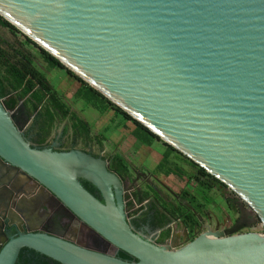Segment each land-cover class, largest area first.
<instances>
[{
    "label": "water",
    "instance_id": "water-1",
    "mask_svg": "<svg viewBox=\"0 0 264 264\" xmlns=\"http://www.w3.org/2000/svg\"><path fill=\"white\" fill-rule=\"evenodd\" d=\"M0 16L225 184L264 228V0H0ZM8 169L136 260L21 222L0 242V264H15L24 247L61 264H264V232H239L250 225L172 248L144 239L102 158L32 146L0 98V176Z\"/></svg>",
    "mask_w": 264,
    "mask_h": 264
},
{
    "label": "flooded vegetation",
    "instance_id": "flooded-vegetation-1",
    "mask_svg": "<svg viewBox=\"0 0 264 264\" xmlns=\"http://www.w3.org/2000/svg\"><path fill=\"white\" fill-rule=\"evenodd\" d=\"M0 41L3 39L0 38ZM9 98L10 95L5 99ZM8 107L12 109L19 126L23 128L26 140L32 146L60 152L81 150L93 157L102 158L106 162L107 169L117 178L112 189L115 195L117 192L120 195L128 222L139 235L158 246L179 247L205 232H225L235 225L253 227L261 223L252 207L247 203L243 204L240 199L230 198L227 195L225 190L228 187L216 184L214 189L221 198L228 202L233 216L230 220L223 214L222 219L215 214L214 216L210 214L211 204H206L201 195L198 198L195 197L198 180L194 178L190 181L187 174L181 173L186 172L183 168L177 175L183 177L184 186L179 193H176L159 176L162 175L165 178L172 174H167L165 169H159L160 162L153 169H147L148 167L144 166L143 162L137 165L121 151L115 150L107 153L103 144L90 140L84 143L79 137L70 135V128L65 133L64 129L69 123L67 119L62 122L61 118L57 119L55 127H61L59 132L55 129L54 134L52 132L47 139L41 141V137L45 134V122L42 118L36 120L38 110L26 104L23 99H19L15 105ZM153 145L154 143L151 145L143 143L137 148L143 146L151 148ZM116 155L121 156L123 160L117 158ZM15 190L18 193L17 197L10 198V191L14 193ZM0 191L3 195V197L0 195V212L4 210L6 217L4 226L0 224V242L17 234L18 223L22 222L24 229L29 225L37 230L43 229L59 235L94 251L113 253L115 256L119 254V250L115 251L105 244L91 228L56 204L38 182L22 173H16L11 169L5 170L3 176H0ZM97 191L100 194L99 199L104 201L102 193L98 189ZM192 197L194 202L191 201ZM115 199L118 202L117 196ZM215 203L216 201L214 205ZM46 205L51 209H46ZM230 212L228 211L227 214L230 215ZM12 221L16 223L15 227H12L14 223L11 227L8 226V223ZM246 229L249 227H243L239 232H244Z\"/></svg>",
    "mask_w": 264,
    "mask_h": 264
},
{
    "label": "trees",
    "instance_id": "trees-1",
    "mask_svg": "<svg viewBox=\"0 0 264 264\" xmlns=\"http://www.w3.org/2000/svg\"><path fill=\"white\" fill-rule=\"evenodd\" d=\"M0 25L8 28L14 35L21 33L13 24L5 20L0 16ZM24 35V34H23ZM25 42H19L14 46L9 47L6 41H0V98L4 99V102L10 106L15 105L19 99H23L26 104L31 105L32 108L38 110L36 120L42 118L45 122V134L41 137V141L47 139L56 126L57 119L61 118V122L65 119L68 120V124L64 129L65 133L69 130L70 135H75L87 143L95 141L92 136L90 124L82 119L76 112L71 110V106L66 102L63 95L59 94L56 90L52 89L47 80V75L34 60V55L24 48L26 44H35L31 38L24 35ZM5 45L6 47L2 46ZM41 56L44 59L47 68L53 69L55 67L65 69L67 74L74 76L79 82L80 86L74 94L75 99H81L86 105L93 107L99 113H104L109 109H114L116 113L121 114L123 120L132 121L135 125L132 128L131 134L136 140L137 146L146 143L151 145L157 140H161L158 135L149 130L146 126L134 119L126 111L121 109L118 105L113 103L101 92L88 84L80 76L75 74L72 70L61 63L55 56L48 51L40 47ZM10 95L9 99H5ZM99 144H103L100 139L97 141ZM163 154V158L160 161L159 169H165L167 174L176 173L182 171V168L171 159L170 155L173 152L179 154L171 145ZM117 158H123L116 155ZM188 162L191 165L189 172L185 173L189 176L190 181L194 178L198 180V189L196 191V198L201 197L206 201V204H210L214 199L211 195V191L214 190L216 184H221L223 187H227L220 182L212 174L207 172L206 169L199 166L189 158ZM82 185L98 199L100 194L97 189L89 182L80 179ZM194 202V198L191 199ZM117 257L124 260L134 261L133 256L127 254L123 250H119ZM15 264H61L57 260L48 257L40 252H37L31 248L24 247L18 256Z\"/></svg>",
    "mask_w": 264,
    "mask_h": 264
},
{
    "label": "rangeland",
    "instance_id": "rangeland-1",
    "mask_svg": "<svg viewBox=\"0 0 264 264\" xmlns=\"http://www.w3.org/2000/svg\"><path fill=\"white\" fill-rule=\"evenodd\" d=\"M0 38L6 41L9 47L14 46L19 42H25L24 40H26L20 33L14 35L8 28L2 27L1 25ZM24 48L27 50L26 52H30L34 55L36 63L42 70L44 69L47 75V80L52 89L63 95L66 102L71 106V110L76 112L82 119L90 124L95 142L100 139L103 143V148L107 153L115 150L121 151L123 154L128 155L133 163L139 165L143 162L142 164L148 167L147 169H153L154 166L162 160L163 154L167 149L163 143L157 140L151 148H145L144 146L137 148L134 140L135 138L131 134L132 128H134L135 125L132 121L123 120L121 114L116 113L112 108L104 113H99L93 107L86 105L83 100L75 99L74 94L79 88L80 82L74 76L67 74L65 69L57 67L48 69L41 56V50L36 45L25 43ZM60 128L61 127H55L52 134L55 133V129L59 132ZM170 157L175 163L177 162V165L183 168L184 171L188 172L191 169V165L187 159L174 152ZM159 176L163 179V182L176 193H179L184 186L183 177L178 176L176 173L165 176V178H163L162 175ZM225 191L230 198H237L238 200L240 199L243 204L245 203L231 189L226 188ZM211 195L216 203L214 205V200L210 203V214H212V216L215 214L221 219L222 214L228 220L233 218L229 210L230 206L228 202L221 198L215 189L211 191ZM228 211L230 212V215L227 214ZM248 231L263 233L264 228L263 225L259 223L251 227V229L244 230V232Z\"/></svg>",
    "mask_w": 264,
    "mask_h": 264
}]
</instances>
